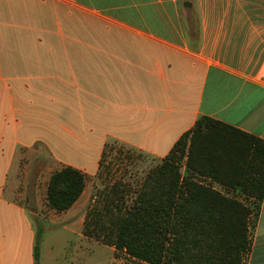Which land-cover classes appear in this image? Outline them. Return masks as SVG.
Instances as JSON below:
<instances>
[{"label": "crops", "instance_id": "1", "mask_svg": "<svg viewBox=\"0 0 264 264\" xmlns=\"http://www.w3.org/2000/svg\"><path fill=\"white\" fill-rule=\"evenodd\" d=\"M202 117L264 140V0H0V264H34L56 171L86 175L72 216L114 145L157 165Z\"/></svg>", "mask_w": 264, "mask_h": 264}, {"label": "trees", "instance_id": "2", "mask_svg": "<svg viewBox=\"0 0 264 264\" xmlns=\"http://www.w3.org/2000/svg\"><path fill=\"white\" fill-rule=\"evenodd\" d=\"M85 188L86 175L65 167L51 176L46 204L67 212ZM237 190L254 202L230 195ZM128 192L116 181L83 228L86 238L123 254L126 264H246L264 202V140L202 117L147 173L131 202ZM38 238L34 264L41 262Z\"/></svg>", "mask_w": 264, "mask_h": 264}, {"label": "rangeland", "instance_id": "3", "mask_svg": "<svg viewBox=\"0 0 264 264\" xmlns=\"http://www.w3.org/2000/svg\"><path fill=\"white\" fill-rule=\"evenodd\" d=\"M111 150L106 154L108 164L103 172L106 173L103 184L96 186L93 179L89 182L87 193L74 215L53 213L44 199V187L38 202L26 203L29 211H36L30 212L29 217L36 235H39L40 264H126L123 254L116 255L111 247L84 236V221L89 210L99 204L116 181L126 184L129 190L127 200L131 202L145 176L156 164L121 145H114Z\"/></svg>", "mask_w": 264, "mask_h": 264}]
</instances>
